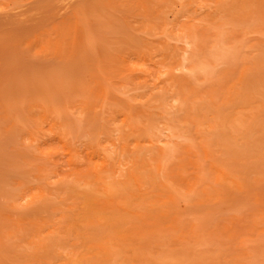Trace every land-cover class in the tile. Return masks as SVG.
<instances>
[{
    "label": "rangeland",
    "instance_id": "rangeland-1",
    "mask_svg": "<svg viewBox=\"0 0 264 264\" xmlns=\"http://www.w3.org/2000/svg\"><path fill=\"white\" fill-rule=\"evenodd\" d=\"M133 2L0 0V180L30 176L41 166L56 169L57 174L74 168L67 143L79 139L77 110L83 101L89 114L101 115L96 105L106 84L137 77L146 79L150 87L162 84L166 76H157L162 56L153 54L150 59L149 48L160 45L179 51L181 42L172 39L165 45L160 36L149 38L137 10L128 7ZM168 19L173 34L190 28L215 51L211 75L200 81V89L216 96L224 114L258 112L263 127L253 138L264 136V0H195ZM187 47L189 55L193 48ZM109 99L124 103L120 95L110 94ZM44 102L57 110L67 134L53 129V113L42 126L37 125L34 116L41 114ZM83 125L87 130L88 124ZM158 139L163 143L168 136L163 133ZM189 143L179 145L182 152L188 151L179 187L189 186L196 171L209 181L199 148ZM261 149L255 148L252 154L226 151L215 155L217 163L237 178L217 184L218 195L211 196L210 190L200 196L199 203L172 196L174 204L162 206L164 216H131L122 222L119 228L128 245L121 246L125 250L121 261L264 264ZM79 153L82 168L88 156L82 148ZM110 237L116 240L113 233ZM68 252L65 257L73 255Z\"/></svg>",
    "mask_w": 264,
    "mask_h": 264
},
{
    "label": "bare ground",
    "instance_id": "bare-ground-1",
    "mask_svg": "<svg viewBox=\"0 0 264 264\" xmlns=\"http://www.w3.org/2000/svg\"><path fill=\"white\" fill-rule=\"evenodd\" d=\"M194 3L134 0L128 4L137 10L149 38L160 36L165 45L174 39L181 42L182 49L149 48L150 59L162 56L157 70V76H166L162 84L150 87L141 77L106 84L96 105L101 109L99 116L89 114L88 104L81 101L76 113L79 139L67 143L74 168L57 174L56 169L41 166L30 176L0 180V264H125L121 246L128 243L119 228L122 222L131 216H164L162 206L166 202L173 205L172 196L199 203L200 196L210 190L211 196L218 195L217 184L237 179L217 163L215 155L220 152L252 154L262 147L264 153V136L253 138L263 127L259 113L224 114L216 96L199 87L212 72L215 51L211 44L205 45L204 36L190 28L173 34L168 27V15ZM187 46L193 48L189 55ZM180 69L183 72L177 74ZM110 94L122 96L124 103L110 100ZM42 106L41 114L34 116L37 125L42 126L53 113V129L67 134L68 128L51 102ZM163 133L168 139L162 143L158 137ZM183 142L199 148L209 181L196 171L189 186H178L188 155L180 149ZM81 148L88 156V164L82 168ZM110 233L116 240H111ZM66 250L73 255L65 257Z\"/></svg>",
    "mask_w": 264,
    "mask_h": 264
}]
</instances>
